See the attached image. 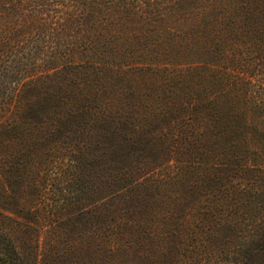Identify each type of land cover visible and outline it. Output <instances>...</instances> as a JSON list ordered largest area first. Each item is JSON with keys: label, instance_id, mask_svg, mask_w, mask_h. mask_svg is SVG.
Returning a JSON list of instances; mask_svg holds the SVG:
<instances>
[{"label": "rangeland", "instance_id": "374dc122", "mask_svg": "<svg viewBox=\"0 0 264 264\" xmlns=\"http://www.w3.org/2000/svg\"><path fill=\"white\" fill-rule=\"evenodd\" d=\"M85 1L91 3L90 0ZM91 1L97 3L96 0ZM103 1L93 5V15L86 23L82 22L79 27H67L61 37L75 55L80 54L78 50L82 49L81 43L85 40H93V44L101 43L107 53V60L117 67L108 66V70L91 71L87 79L81 77L82 73H67L73 74L66 77L70 85L68 89L77 90L80 97L88 90L95 92L101 90L102 85H107V96L120 94L122 104H126L129 113L133 114V121L142 124L138 126L139 132H148L147 146L152 158H141L139 155L125 158L127 151L117 144L124 140L118 136L117 140L111 139L110 135L113 134H108L111 128L103 130L99 129L101 126H95L91 130L93 137L85 135V141L93 149L95 158L93 165L88 168L87 179L91 180L88 199L77 203L91 223L81 216L79 210L61 216L60 220L68 222L70 218L74 219L78 233H82L86 239L94 238L88 232V226H95L94 221L123 219L131 222L127 227V239L132 238L130 244L133 246L136 241L144 245L137 250L136 258L141 259L139 264H147L145 260L148 257L151 258V264H169L173 262L172 258L174 261V258H183L178 253L186 249L192 254L189 243L195 238L199 239L196 249L201 253L199 255L209 259H206L208 264H233L225 261L221 253L212 251L216 246L213 244L228 248L222 241L226 233L220 229L225 223L221 221L219 226L212 228L210 211H207L210 216L205 214L208 209L205 201L212 192L209 187L213 180L208 178L207 170L198 172L192 164L208 153L216 154V149L212 150L208 139L211 133V125L208 124L211 120L208 118L226 114L230 109H236L243 116L251 104L253 106L248 111L251 117L248 147H252V152L257 151L258 146L264 150V50H258L242 39L233 41L236 28L226 23L231 12L227 14L224 11V4L230 5L234 0H151L146 17L151 23H140L138 13L133 9L129 11L133 3L120 4V8L116 9L106 8V0ZM259 1L264 4V0ZM61 2L63 0H14V7L8 5L12 10L10 13H13L0 14L1 118L8 113L10 106L8 100L3 98L10 97L16 91L18 93L20 88L24 90L28 102L41 106L47 104L49 111L56 106L57 96L52 95L53 92L42 94V76L38 79L41 86H37L35 94L32 95L30 90L26 92V68H30L31 64L28 63L34 60L37 42L28 39L29 27L23 24L24 21L16 27V20L27 15L30 19H36L32 21L33 27L37 28L34 32L41 33L43 39L40 50L42 54L50 55L55 49L46 43L51 29L46 28V24L52 25L55 20L52 16L56 14L57 8L62 7ZM66 3L82 8V5L73 1ZM255 7L254 1L250 3L249 10L254 12ZM259 15L255 17L259 18ZM83 20L86 21V18ZM22 27L26 29L21 30ZM113 33L120 34V38L112 41L110 35ZM240 36L255 39V27L250 25L242 29ZM37 61L40 65L37 71H41L45 66L40 60ZM14 64H19L23 69L19 72L14 70ZM229 71L234 72L232 77L222 79L225 72ZM51 77L54 75L44 79L50 80ZM92 80L99 85H94ZM33 114L35 118L42 116L40 110H34ZM182 126L188 133L184 139L186 147L181 146V135L179 139L174 138ZM204 133L207 138L202 136ZM241 135L239 132L223 133L219 147L227 149L225 157L232 149V136L236 146L245 148L247 140H243ZM14 143H18L17 140L12 146ZM19 147V144L14 145L12 152L19 153ZM244 160L242 164H246L248 159ZM35 162L33 166L28 164L27 168L26 161L19 166L20 170L16 172L23 173V177L18 178L16 184L24 186L27 195L33 196L38 203L35 206L42 212V231L39 229V240L42 241L48 226L43 219L46 218L44 205L51 201L48 196L53 194L55 185L50 179L47 191L44 189L42 160ZM248 162L264 168V157H251ZM240 169L239 163H231L218 172L221 178L234 180L240 174ZM122 176L133 182L128 189L120 181ZM130 194L132 197L128 199ZM75 205L70 207L74 208ZM148 217L155 219L150 221ZM200 220L203 226L201 230L198 224ZM138 227L150 235L147 241L145 233L142 234L143 241L141 237L137 240ZM212 235H215L212 239L214 243L210 244L208 240Z\"/></svg>", "mask_w": 264, "mask_h": 264}, {"label": "trees", "instance_id": "16d2710c", "mask_svg": "<svg viewBox=\"0 0 264 264\" xmlns=\"http://www.w3.org/2000/svg\"><path fill=\"white\" fill-rule=\"evenodd\" d=\"M66 1L79 3L82 8L74 6V4H67ZM254 1L256 7L253 12L249 10V5ZM12 2L14 0H0L1 15L3 12L10 13L12 11L8 8L9 4L14 7ZM89 2L91 3L85 0H63L61 2L62 7L57 8L56 14L52 16L55 18L52 25L46 24V28H51L46 43L48 46L53 45L52 48L55 49V52L50 55L42 54L40 50L43 39L41 33L34 32L37 28L33 27L32 21L36 19H30L27 15L26 18L16 20V27L21 22H25L23 24L29 27L28 39L34 43L37 42L34 49L36 52L33 55V57L35 56L34 60L28 63L31 64L30 68H26V72H28V78L25 80L28 82L26 92L28 93L30 90L32 95L35 94L38 90L37 86H41L38 79L42 76V94L53 92L52 95L57 96V103L49 111L47 104L41 106L39 103L28 102L27 96L21 88L18 93L16 91L10 97L3 98L8 100L10 106L8 113L3 118L0 117V264H139L141 261L136 258V256L138 257L137 250L144 245L136 241L133 246L130 244L132 238L127 239L126 237L128 223L131 222H126L123 219L122 221L112 219L109 222L93 220L95 226L92 228L88 226L90 229L88 232L94 238L86 239L82 233H78L74 219L70 218L68 222L60 220L61 216L77 213L76 211L79 210L81 216L89 221L77 203L88 199L91 182L87 179L88 168L91 164L93 165L95 158L93 149L85 141V135L93 137L91 130L95 126H101L98 127L99 129L111 128L108 130V134L109 132L113 134L110 135L111 139L117 140L116 136H118L124 140L117 144L123 151H127L124 155L125 158L135 155H139L141 158H152L147 146L149 140L146 134L148 132L145 130L139 132L138 128L140 127L138 126L142 124L133 121V114L129 113L126 104H122L123 99L120 94L107 96V85H102L101 90L95 92L88 90L80 97L77 90L70 91L68 89L70 85L66 81V77L73 74L67 75V73L78 75L82 73L81 77L87 79L90 78L91 71L100 72L108 70L106 68L108 66L117 67L111 65L107 60V53L103 50L101 43L93 44V40L89 42L85 40L81 43L82 49L78 50L80 54L75 55L73 49L67 46L61 37L67 27H79L82 22L86 23L93 15L94 4L104 3L103 0H96L97 3L91 0ZM105 3H107L106 8L116 9L120 8L118 6L120 4L133 3V7L129 8V11L133 9L132 11L138 13L140 23H151L147 19L151 0H106ZM224 5V11L227 14L231 12L226 23L236 28L233 41L242 39L244 42L254 45V48L264 50V4H261L259 0H234L230 5L228 3ZM103 12L107 13L105 9ZM256 14H261V16L256 18ZM84 18L86 21L83 20ZM40 25L41 22L38 23V26ZM250 25L255 27L257 36L255 39L250 36L244 39L243 36H240L242 29L249 28ZM24 29L26 27H22L21 30ZM240 29L241 31L238 33L237 31ZM110 38L112 41L119 39L120 34L113 33ZM37 60H40L45 66L41 71H37V68L40 67ZM37 64L38 66H36ZM12 67L18 72L23 69L19 64H14ZM51 70L54 72L51 73ZM233 73V71L225 72L223 75L225 77L222 79L231 78ZM52 75L54 77H51L50 80L44 79V77ZM93 83L96 86L99 85L96 84V81ZM250 106L245 110L246 112H243V116L236 109H230L226 114L221 113L209 117L208 119L211 121L208 124L211 125V129H209L211 133L208 139L211 141L212 150L216 149V154L208 153L192 164L198 172L207 170L208 178L210 181L213 180L209 187L212 192L206 196L208 198L205 201L208 205L205 214L209 215L207 211H210L212 228L215 225L219 226L221 221L225 223L220 229L226 233L222 241H225L223 244L228 245V248L225 249L224 245L216 247L217 244H213L216 246L212 248V251H216L215 254L221 253L220 255L225 256V261L233 264H264V219H262L264 217V168L256 167L248 162L251 157L263 158L264 150L258 146L257 151L252 152V147H248V141L251 140L249 137L251 117L248 115ZM1 108L0 104V110ZM34 110H40L42 116L35 118ZM260 119H262L261 115ZM204 128L206 126L202 127L201 133ZM225 131L234 134L241 133L242 139L247 140L245 148L236 146V140L232 136L230 142L232 149L225 157L227 149L219 147ZM186 135H188L187 130L182 126L174 138L178 137L177 139H179L180 137L181 146L186 147L184 141ZM202 136L206 137L205 133ZM16 140L18 142L16 144L20 146L19 153L12 152L13 146L16 145L14 143L12 146V143ZM226 141L228 142L227 139ZM136 149H139L140 152ZM38 159L42 160L44 172L42 186L44 185V189L47 191V183L50 179L55 185L53 194L48 196L51 201L48 202L49 204L45 202L44 205L46 210L44 214L48 219H43L46 220L48 226L45 228V237L42 241L39 240V231H42V222L40 221L42 212L38 211L35 206L38 203L33 196L27 195V191L23 189L24 186L19 187V184H16L18 178L23 177V173L16 172L20 170L19 166L25 161L26 168L28 164L33 166ZM224 159L226 160L224 161ZM244 159H248L246 164L241 163ZM143 161L145 163V160ZM231 163H239L240 174L234 180L221 178L219 169L223 170L226 165ZM16 167H18L17 170ZM120 181L126 189L133 183L124 176ZM131 197L132 194L128 199ZM75 203V207L71 208L70 205ZM148 218L150 221L155 219ZM89 222L91 223V221ZM198 224L201 230L203 228L201 220ZM31 232L32 234H30ZM143 233L147 234L146 241L149 239L150 235L138 227L137 240L142 238ZM198 233L196 237H198ZM214 236H210L208 240L210 244L214 243L212 240ZM203 238L206 240L205 237ZM198 241L199 239L195 238L189 243L192 246V254L188 252V249L181 250L178 254H181L183 258H174L176 261L172 258L173 262H169V264H208L206 260L208 258H203L202 255H199L201 254L199 250L196 249ZM145 261L147 264H151L150 257Z\"/></svg>", "mask_w": 264, "mask_h": 264}]
</instances>
